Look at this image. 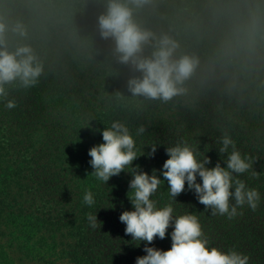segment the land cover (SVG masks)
<instances>
[{
    "label": "trees",
    "instance_id": "obj_1",
    "mask_svg": "<svg viewBox=\"0 0 264 264\" xmlns=\"http://www.w3.org/2000/svg\"><path fill=\"white\" fill-rule=\"evenodd\" d=\"M121 2L141 29L179 43L175 59L198 58L183 94L168 102L131 94L127 82L141 73L120 63L114 39L100 35L98 17L109 0H0L8 51L28 45L44 68L35 86L13 81L0 98V264H136L146 255V242L125 235L119 219L133 210L131 173L107 184L91 175L88 152L114 121L128 127L138 155L144 153L133 167L156 170L162 180L151 197L158 207L171 203L174 216L197 215L209 248L235 249L249 255V264H264V51L250 36L252 0H149L139 8ZM17 22L26 36L11 31ZM154 45H144L141 55L150 57ZM8 99L17 107L7 109ZM140 127L145 131L137 134ZM225 132L253 163L239 178L261 196L255 211L244 205L232 219L205 210L187 185L173 201L161 175L166 148L180 142L210 157L207 167H226L218 150ZM89 190L92 206L83 202ZM95 212L100 226L92 229L87 215ZM172 231L148 246L170 249Z\"/></svg>",
    "mask_w": 264,
    "mask_h": 264
},
{
    "label": "clouds",
    "instance_id": "obj_2",
    "mask_svg": "<svg viewBox=\"0 0 264 264\" xmlns=\"http://www.w3.org/2000/svg\"><path fill=\"white\" fill-rule=\"evenodd\" d=\"M128 3L139 8L149 3V0H128ZM132 16L133 9L128 4L121 0H109L106 13L98 17L100 35L103 39H114V51L120 63H131L141 73L127 82L133 96L168 102L186 91L183 84L195 71L198 58L185 54L175 59L179 43L167 34L157 37L151 31L141 29ZM8 30L9 26L0 20V98L8 96L6 84L19 80L23 87H33L44 71L43 64L30 46L24 45L14 52L8 51L5 40ZM11 31L20 36L27 35L20 22L12 26ZM153 41L155 45L152 55L142 56L143 46ZM5 107L13 109L17 107V102L8 99ZM144 131L140 127L137 134ZM102 140V143L91 147L88 152L93 169L91 175L103 184L126 169L133 177L127 193L133 210L123 211L119 219L125 224V235L131 236L133 241L146 242L143 249L146 255L137 257L136 264H249L250 257L243 252L209 248V240L197 215L186 213L174 216L171 203L157 206V201L151 197L157 192L162 180L156 175V170L149 175L140 170L138 165L133 167V162L144 153L138 155L136 140L124 123L114 121L105 127ZM219 144L221 156L226 154V167L221 166L220 162L214 167H207L211 163L210 157L203 155L191 144L180 142L166 148L168 158L163 163L161 175L167 182L173 201L176 202L175 198L185 191L187 185L188 190H194L198 202L205 206V210L210 209L212 215H227L232 219L239 214L237 209L244 205L255 211L261 196L257 189L248 187L239 178V174L253 168L251 158L242 155L226 132L219 137ZM155 152L156 145H153L148 155L153 156ZM200 156L203 158H198ZM258 175L252 171V176ZM197 176L201 182H197ZM83 202L89 206L95 203L90 190L84 194ZM87 220L92 229L100 226L96 212L89 213ZM169 227L173 228L170 249L165 251L148 246L157 237L165 239Z\"/></svg>",
    "mask_w": 264,
    "mask_h": 264
},
{
    "label": "rangeland",
    "instance_id": "obj_3",
    "mask_svg": "<svg viewBox=\"0 0 264 264\" xmlns=\"http://www.w3.org/2000/svg\"><path fill=\"white\" fill-rule=\"evenodd\" d=\"M213 0H208L212 2ZM251 8L252 13L256 20V28L253 33L250 34L254 40V46L258 52L264 51V0H252Z\"/></svg>",
    "mask_w": 264,
    "mask_h": 264
}]
</instances>
